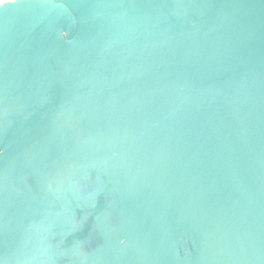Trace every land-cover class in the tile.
Wrapping results in <instances>:
<instances>
[{"label": "water", "instance_id": "95a60500", "mask_svg": "<svg viewBox=\"0 0 264 264\" xmlns=\"http://www.w3.org/2000/svg\"><path fill=\"white\" fill-rule=\"evenodd\" d=\"M0 264H264V0L1 3Z\"/></svg>", "mask_w": 264, "mask_h": 264}, {"label": "rangeland", "instance_id": "374dc122", "mask_svg": "<svg viewBox=\"0 0 264 264\" xmlns=\"http://www.w3.org/2000/svg\"><path fill=\"white\" fill-rule=\"evenodd\" d=\"M10 1H13V0H9V1H2V2H0V3H5V2H10Z\"/></svg>", "mask_w": 264, "mask_h": 264}, {"label": "bare ground", "instance_id": "6f19581e", "mask_svg": "<svg viewBox=\"0 0 264 264\" xmlns=\"http://www.w3.org/2000/svg\"><path fill=\"white\" fill-rule=\"evenodd\" d=\"M2 1H9V0H0V2H2ZM1 4V3H0Z\"/></svg>", "mask_w": 264, "mask_h": 264}]
</instances>
